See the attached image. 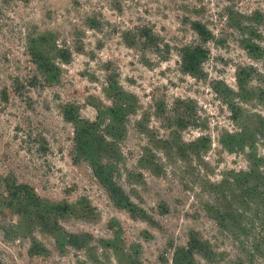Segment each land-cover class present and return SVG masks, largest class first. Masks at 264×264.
<instances>
[{"label": "rangeland", "instance_id": "374dc122", "mask_svg": "<svg viewBox=\"0 0 264 264\" xmlns=\"http://www.w3.org/2000/svg\"><path fill=\"white\" fill-rule=\"evenodd\" d=\"M136 26L157 49L128 45ZM43 34L60 49L46 77L31 54ZM190 44L194 75L179 60ZM262 121L264 0H0V264L263 263L257 222L218 224L210 209L228 206L220 180L247 166L221 134ZM191 230L208 258L182 251Z\"/></svg>", "mask_w": 264, "mask_h": 264}, {"label": "trees", "instance_id": "16d2710c", "mask_svg": "<svg viewBox=\"0 0 264 264\" xmlns=\"http://www.w3.org/2000/svg\"><path fill=\"white\" fill-rule=\"evenodd\" d=\"M192 29L198 35L200 39H207L208 31L205 26L198 20L191 22ZM125 40H130L128 45L131 47H139L140 50H144L149 47V43L152 42L154 47L157 49V43L153 41L150 31L144 27L136 26L133 30H128L124 34ZM35 41V40H34ZM38 48L35 46L31 49L32 57L36 63L39 70L42 72L44 77L48 76L52 69L50 68V61L48 59L49 51L51 48L50 44L55 46L56 51L60 50L56 48L55 40L48 38L46 35H40L38 41ZM48 48V51H44V48ZM48 52V53H47ZM179 60L181 62V67L184 71L189 74H196L199 71L200 63L202 60V50L197 45H184L180 50ZM180 102H184L180 101ZM125 104V103H124ZM114 106H112L113 108ZM112 108L109 107L111 111ZM97 118L102 120L103 116L99 114L101 112L100 108H97ZM115 109V108H114ZM110 118V117H108ZM183 116H180L179 126L183 125ZM73 122L76 119H71ZM256 136L264 137V122L261 124H251V126L241 125L239 131L237 132H224L221 134V139L219 143L229 152H241L245 156L247 161L246 168L233 170L230 175L225 176L220 180L219 186L221 187L218 195L220 196L219 203L227 202L229 207H233L232 213L228 211V206H221L220 209L210 206V209H215L216 216L215 219L220 220V224L228 221V218L233 219L234 213L239 218L250 217V224L254 225V221L257 222V228L263 232V234L256 235L253 240L257 242L256 252H261L260 255L264 260V155L257 152V138ZM257 139V140H256ZM204 141V138H197L196 141H191L188 145L192 148H198L199 142ZM180 148V147H179ZM182 148H180L181 150ZM264 152V151H263ZM96 175L100 180L108 187V190L112 198L119 205L128 208H134V203L126 197L123 189L116 183L108 180L103 175L102 168L103 165L97 164V162L91 163ZM23 194V193H22ZM25 199L24 194L22 195ZM231 201V204L230 202ZM219 210V211H218ZM261 246V249H260ZM252 250L255 246L250 245ZM211 245L207 239H203L195 231H190L188 234V239L186 246L182 248L185 255L192 260L195 254H199L204 258H208L211 254ZM261 250V251H260ZM188 262V261H187ZM261 264H264L261 263Z\"/></svg>", "mask_w": 264, "mask_h": 264}]
</instances>
